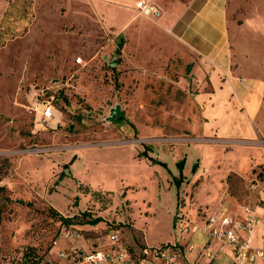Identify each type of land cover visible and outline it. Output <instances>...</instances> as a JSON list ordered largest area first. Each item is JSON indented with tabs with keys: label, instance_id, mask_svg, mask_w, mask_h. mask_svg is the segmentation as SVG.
Wrapping results in <instances>:
<instances>
[{
	"label": "rangeland",
	"instance_id": "rangeland-1",
	"mask_svg": "<svg viewBox=\"0 0 264 264\" xmlns=\"http://www.w3.org/2000/svg\"><path fill=\"white\" fill-rule=\"evenodd\" d=\"M135 1L0 0V264L136 257L263 204L264 0H219L228 50L196 70Z\"/></svg>",
	"mask_w": 264,
	"mask_h": 264
},
{
	"label": "crops",
	"instance_id": "crops-1",
	"mask_svg": "<svg viewBox=\"0 0 264 264\" xmlns=\"http://www.w3.org/2000/svg\"><path fill=\"white\" fill-rule=\"evenodd\" d=\"M142 1H148V3H151L155 8L158 6L156 0ZM177 1L180 2L179 6L182 8L177 19L168 21V15L160 9V24L170 33L178 50L186 53V61L189 62L191 68L193 67V70H196L197 60L206 62L207 59L212 58L218 50H223V52L228 50L226 49L228 37L227 7H223V5L219 4V0L209 2V4L205 6L198 4L197 0ZM138 2H140V0L128 5L134 9ZM158 2L162 1L158 0ZM225 4H227V2H225ZM203 225L202 229H199L197 226L191 228L190 225H188L189 232L187 235L178 233L184 237L183 239H178V244L167 243L162 245H178V247H180L181 260L188 264H227L228 260L230 264H233L229 250L227 248H220L221 245L218 241L208 240L205 232V224ZM189 234L190 236L188 238ZM261 235L262 230H253L254 245L260 243L259 239ZM185 236L187 237L185 238ZM182 240L184 241L182 242ZM215 244L218 246L216 247ZM159 246L147 245L146 247L155 248ZM222 251H224V253L221 255L220 252ZM208 252L213 254V259L207 256ZM202 254L206 257H202Z\"/></svg>",
	"mask_w": 264,
	"mask_h": 264
},
{
	"label": "built area",
	"instance_id": "built-area-1",
	"mask_svg": "<svg viewBox=\"0 0 264 264\" xmlns=\"http://www.w3.org/2000/svg\"><path fill=\"white\" fill-rule=\"evenodd\" d=\"M137 10L141 14L159 16V11L152 4L140 1ZM260 210V212H258ZM262 223L263 233L260 243L254 245L253 230ZM205 232L208 240L218 241L221 247H226L231 255L233 264H264V201L261 206L244 208V218L237 221L225 213L210 216L205 221ZM180 233L187 235L189 226L180 224ZM119 232L115 231L110 239L118 242ZM208 257L213 259V254L208 252ZM81 264H188L181 260V252L176 245H162L155 248L144 247L136 257L126 250L119 252L95 251L87 254Z\"/></svg>",
	"mask_w": 264,
	"mask_h": 264
},
{
	"label": "trees",
	"instance_id": "trees-1",
	"mask_svg": "<svg viewBox=\"0 0 264 264\" xmlns=\"http://www.w3.org/2000/svg\"><path fill=\"white\" fill-rule=\"evenodd\" d=\"M120 117H121V116H120ZM118 118H119V117H118ZM4 163H6V164H5V167H6V169H7V168H8L7 161L4 162ZM3 166H4L3 164H1V166H0V180H1V178L4 177V175L6 174V170H4ZM2 191H4V188H3V187H0V193H1ZM49 213H50L52 216H54V217L58 216V218H59V220L61 221L62 224L69 225V224L71 223V220H70V219H68V218H64L63 216H61V215H60L56 210H54L53 208H50ZM99 221H100V219H95V220L90 221L89 223H90V224H97V223H99ZM31 264H41V260L38 259V260H36V261H32Z\"/></svg>",
	"mask_w": 264,
	"mask_h": 264
}]
</instances>
